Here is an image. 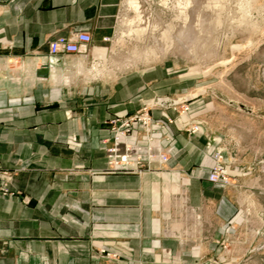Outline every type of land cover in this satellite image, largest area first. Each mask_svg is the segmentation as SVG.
Masks as SVG:
<instances>
[{
	"label": "crops",
	"instance_id": "obj_1",
	"mask_svg": "<svg viewBox=\"0 0 264 264\" xmlns=\"http://www.w3.org/2000/svg\"><path fill=\"white\" fill-rule=\"evenodd\" d=\"M120 1L0 0V64L22 60L15 75L0 74V185L12 195L0 198V264H106L93 243L128 251L130 261L116 264H181L172 259L202 253L206 236L198 233L199 245L188 250L184 234L164 233L173 222L166 210L172 196L183 191L201 224L213 219L221 227V218L234 213L206 181L211 165L202 137L163 143L169 162L159 174L105 173L103 121L132 114L151 93L127 95L120 79L112 93L104 89V61L95 75L90 61L49 56L47 43L87 33L88 52L103 50ZM44 65L46 77L37 74ZM219 236L220 230L211 237Z\"/></svg>",
	"mask_w": 264,
	"mask_h": 264
},
{
	"label": "rangeland",
	"instance_id": "obj_2",
	"mask_svg": "<svg viewBox=\"0 0 264 264\" xmlns=\"http://www.w3.org/2000/svg\"><path fill=\"white\" fill-rule=\"evenodd\" d=\"M132 2L138 9L129 6ZM55 37L47 43L49 56ZM101 42L104 58H96L88 47L83 55H60L90 61L88 69L95 75L104 61V89L111 92L120 79L127 95L151 93L132 114L103 121L108 133L102 141L105 173L159 174L169 162L163 143L176 135L204 138L201 153L211 165L206 181L229 200L234 213L221 218V227L213 219L201 224L179 190L168 202L173 222L163 226L164 233L184 234L188 241L181 245L188 250L199 245L198 233L206 238L203 254L191 256V251L187 258L172 260L264 264V0H121L113 29ZM6 61L0 74L15 75L22 60ZM0 188L4 196L11 195L5 185ZM165 189L160 188L161 196ZM218 230L219 238L213 239ZM92 251L106 264L130 261L120 247L93 243Z\"/></svg>",
	"mask_w": 264,
	"mask_h": 264
},
{
	"label": "built area",
	"instance_id": "obj_3",
	"mask_svg": "<svg viewBox=\"0 0 264 264\" xmlns=\"http://www.w3.org/2000/svg\"><path fill=\"white\" fill-rule=\"evenodd\" d=\"M89 44L90 36L85 33H77L67 39L57 36L49 44V53L51 57L58 56L61 53H74L83 55L87 52V47ZM119 159L126 163L125 156L121 155ZM3 189L0 188V196L5 195V190L3 191Z\"/></svg>",
	"mask_w": 264,
	"mask_h": 264
},
{
	"label": "bare ground",
	"instance_id": "obj_4",
	"mask_svg": "<svg viewBox=\"0 0 264 264\" xmlns=\"http://www.w3.org/2000/svg\"><path fill=\"white\" fill-rule=\"evenodd\" d=\"M138 1V0H137ZM128 3V2H127ZM228 3V2H227ZM181 4V3H180ZM189 4V3H188ZM129 6H132L134 9H138L137 7H138V4H137V2H132V3H130V5ZM188 8V7H187ZM137 11V10H136ZM179 12V11H178ZM222 12V11H221ZM184 16V15H183ZM139 17V16H138ZM221 17V16H220ZM187 20H188V17H187ZM140 23V22H139ZM139 30V29H138ZM137 30V31H138ZM143 31V30H142ZM139 32V31H138ZM139 37V36H138ZM172 43V42H171ZM92 53V52H91ZM105 49H103V50H101V49H96V50H94V56L96 57V58H104L105 57ZM136 53V52H135ZM83 58V57H82ZM95 61V60H94ZM84 62V61H83ZM77 64V63H76ZM84 64V63H83ZM105 64V63H104ZM83 66V65H82ZM105 67V66H104ZM2 68V67H1ZM98 68V67H97ZM87 69V68H86ZM96 69V68H95ZM10 70V69H9ZM76 70V69H75ZM97 70V69H96ZM91 71V70H90ZM67 72H68V70H67ZM53 73V75H52V78H53V80L56 82V81H61V75L60 74H57L55 71L54 72H52ZM93 73V72H92ZM89 74H90V72H89ZM71 75V74H70ZM63 76V75H62ZM72 77H73V75H72ZM90 77V76H89ZM69 79H70V76H69ZM69 79H68V81H69ZM12 81H14L15 83H16V81L17 80H12ZM63 82V81H62ZM66 82V79H65V81H64V83ZM167 191H166V189H165V193H166Z\"/></svg>",
	"mask_w": 264,
	"mask_h": 264
},
{
	"label": "water",
	"instance_id": "obj_5",
	"mask_svg": "<svg viewBox=\"0 0 264 264\" xmlns=\"http://www.w3.org/2000/svg\"><path fill=\"white\" fill-rule=\"evenodd\" d=\"M37 74H43L42 76L46 77L48 74V66L44 65L43 67H41V69H39V71L37 72Z\"/></svg>",
	"mask_w": 264,
	"mask_h": 264
}]
</instances>
